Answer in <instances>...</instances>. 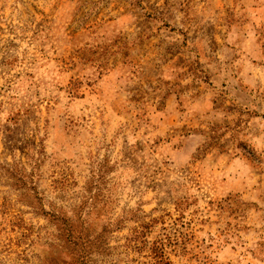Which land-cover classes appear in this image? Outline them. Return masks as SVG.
I'll use <instances>...</instances> for the list:
<instances>
[{"label":"rangeland","instance_id":"rangeland-1","mask_svg":"<svg viewBox=\"0 0 264 264\" xmlns=\"http://www.w3.org/2000/svg\"><path fill=\"white\" fill-rule=\"evenodd\" d=\"M254 35L264 0H0V264H264Z\"/></svg>","mask_w":264,"mask_h":264},{"label":"crops","instance_id":"crops-1","mask_svg":"<svg viewBox=\"0 0 264 264\" xmlns=\"http://www.w3.org/2000/svg\"><path fill=\"white\" fill-rule=\"evenodd\" d=\"M247 36H249V34ZM254 37H255L254 39H252L251 37L245 38L246 45L243 47H244V49L249 48L250 49L249 51L251 52V54L249 56L248 52H246L244 55H242V57H244V58H260V59L263 58V60H264V43L260 44V42L257 39V36L254 35ZM223 38H224L225 42L230 43V45H231L230 48H232L233 50L236 49L235 46L237 45V41L231 42L230 38H228V35L224 36ZM233 44H234V46H233ZM224 47L225 46L222 47V50L220 52L219 49H215L212 46V44L209 42V40L206 41L204 35H202V34H200L199 36H196L194 39H192L188 45L189 51L191 53H193L190 56V58L195 57V61L197 64L196 66L199 68H205V69H209V70L212 67L220 68L223 66V68H224L225 58L227 57V54H225V51H224ZM177 48H179V46H177V44H174V49H177ZM257 48H258V50H257ZM252 63H256V61H252ZM188 75L189 74L184 73L183 76H180L181 78H179V80L181 82H183L185 80L189 81L185 85L186 87H189L193 84L192 78H190ZM259 83H260V88H261L260 94H262V100L264 101V83L263 82H259ZM253 85H256V84H253ZM175 86H176V91H173V97H174L177 105H180L181 97L184 96L185 94H184V92H178L177 88L180 86H184V85L176 82ZM241 93H243L242 89L239 90V94H241ZM219 101H220V98L217 99V103L214 104L212 110H218V111L220 110V111L224 112L226 114V116H228V114H230L231 112L234 113L236 111H240L242 106H243V104H240V105L236 104L234 98H228L226 96L222 97V101L220 104H219ZM194 104L195 103L191 104L192 105V108L190 106L191 110H193V108H195ZM158 110L162 111V108H158Z\"/></svg>","mask_w":264,"mask_h":264}]
</instances>
